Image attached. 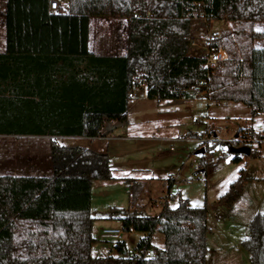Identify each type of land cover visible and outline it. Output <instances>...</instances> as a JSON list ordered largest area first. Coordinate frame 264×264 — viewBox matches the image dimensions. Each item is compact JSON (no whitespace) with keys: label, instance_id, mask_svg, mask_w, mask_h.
I'll list each match as a JSON object with an SVG mask.
<instances>
[{"label":"trees","instance_id":"trees-1","mask_svg":"<svg viewBox=\"0 0 264 264\" xmlns=\"http://www.w3.org/2000/svg\"><path fill=\"white\" fill-rule=\"evenodd\" d=\"M5 16L8 50L0 62L8 67L0 69V79H28L29 72L21 66L28 53L62 62L63 69L44 73L48 85L42 91L9 86L18 112L14 118L0 119V133L49 137L52 174H0V264H206L207 202L194 207L180 197L172 207L166 197L157 216L141 215L136 207L140 182L132 186V206L115 210L124 227L133 226L144 235L136 252L131 254L123 241L116 242V255L93 256L97 239L92 187L95 181L114 179L112 164L108 153L62 146L55 138L100 137L105 120H127L129 93L143 85L146 96L159 102L203 93L217 104L244 103L253 117L262 114L264 47L254 42L264 40V30L256 29L264 23V0H67L66 7L54 13L50 0H8ZM94 16L128 19L126 55L97 56L89 51ZM195 18L235 25L216 42L229 55L215 73L205 67L206 54L190 53L196 42ZM31 95L38 100L30 117L23 116ZM248 131L255 139V132ZM256 139L261 140L260 135ZM254 154L251 149L250 156ZM234 160L240 161V156ZM200 163L198 172H206L207 161ZM250 179L242 169L218 203L232 207ZM156 232L164 235V248L152 243ZM241 247L251 264H264V213L254 215Z\"/></svg>","mask_w":264,"mask_h":264},{"label":"rangeland","instance_id":"rangeland-1","mask_svg":"<svg viewBox=\"0 0 264 264\" xmlns=\"http://www.w3.org/2000/svg\"><path fill=\"white\" fill-rule=\"evenodd\" d=\"M58 1L67 5V0ZM228 28L218 21L207 24L195 18L192 31L197 42L196 54H206L211 32L217 31L221 37L230 31L224 30ZM260 29H264V24ZM261 45L264 46V40L256 42L257 47ZM231 47L238 52L237 43ZM135 92L136 97L129 103L127 120L109 119L103 125L105 138L94 141L87 137L55 138L62 146L108 153L112 164L114 179L95 181L92 187L93 233L97 239L92 255L117 254L116 241L103 239L101 232L105 227L119 226L116 217L120 213L115 210H127L132 206V186L140 182L143 185L138 207L141 215L157 216L166 197L172 207L178 205L180 197L189 199L194 207H202L207 202L210 233L206 264H251L241 241L247 236L254 215L264 213V125L261 124L264 112L253 117L244 103L218 105L205 95L188 106L176 100L150 99L141 87ZM157 124L158 129L152 131ZM248 129H252L256 137L260 135L261 140L255 137L243 141ZM207 146L210 147L208 153ZM230 146H248L256 155H238L240 161H236L237 155L229 152ZM201 148L205 153L197 154ZM202 159L208 163L206 172H198ZM242 169L249 172L251 179L240 200L232 207L219 204L218 199L228 191ZM0 174L51 175L50 138L0 137ZM142 237L141 233L124 236L131 254L136 252ZM152 243L164 248V235L156 232L152 235Z\"/></svg>","mask_w":264,"mask_h":264},{"label":"crops","instance_id":"crops-1","mask_svg":"<svg viewBox=\"0 0 264 264\" xmlns=\"http://www.w3.org/2000/svg\"><path fill=\"white\" fill-rule=\"evenodd\" d=\"M7 3L8 0H0V55L7 53L8 50V42H7V26H6V10H7ZM60 6L66 7L65 5L60 2ZM51 9V8H50ZM51 12H58L56 10H52ZM195 20V19H194ZM193 20V21H194ZM221 24H224L225 27H229L228 29L224 30H231L234 28V24L227 20L218 21ZM212 23V22H211ZM264 23H259L256 25V29H260ZM90 33H89V51L97 56H117V55H126L127 53V38H128V19L122 17H105V16H94L90 18ZM193 39L195 40V36L193 35ZM256 42L254 45L256 46ZM257 47V46H256ZM260 47V46H259ZM261 47H264L261 45ZM196 45H192L190 47V53L194 54ZM226 50V49H225ZM227 52V51H226ZM27 54V53H25ZM228 55V52H227ZM2 67L0 69L7 68V63L0 62ZM14 63V62H13ZM21 66L24 70L28 73V79H26L23 83L17 81V83H10L11 81L0 79V119L4 118H14L17 116V110L13 107V101L10 100L12 97L10 88L16 87L20 88V90L36 92L42 91V88H45L48 85V80H45L44 73L48 72L49 69L58 68L63 69L62 62L59 64L50 63L46 60V58L42 55H34L33 53H28L27 56H24L23 61L21 62ZM14 65V64H13ZM18 67V66H17ZM144 89V93L146 96V87L145 85L141 86ZM137 91V90H136ZM205 95L203 93L198 94L195 98L191 99H178L176 102H183L184 104L190 106L191 102L195 101V99ZM206 96V95H205ZM147 97V96H146ZM207 97V96H206ZM27 106L24 107V114L23 116L28 113L30 117V113H32L33 105L36 100H38L37 96H29L27 97ZM31 98V99H30ZM10 101H9V100ZM131 100V99H130ZM157 100V99H155ZM158 101V100H157ZM166 101H173V100H166ZM183 105V104H181ZM220 105V104H218ZM129 110V109H128ZM34 116V115H31ZM109 119L105 120L104 126ZM264 125V123H261ZM158 125H155L152 128L158 129ZM103 126V127H104ZM102 135L97 138H89L90 141H94L96 139L105 138L106 136L103 134V130H101ZM215 133V132H214ZM11 136H21V135H14L11 132H3L0 133V137L9 138ZM22 136H31V135H22ZM214 136H217L215 133ZM92 149V148H91ZM95 150V149H93ZM172 181L169 182L168 191H169V198H171V186ZM94 185V184H93ZM141 195V193H140ZM140 195L137 197L136 206L137 208L140 207L139 199ZM168 199V197H167ZM165 199L162 200V202ZM240 200V199H239ZM169 201V200H168ZM161 202V203H162ZM237 203V202H236Z\"/></svg>","mask_w":264,"mask_h":264},{"label":"built area","instance_id":"built-area-1","mask_svg":"<svg viewBox=\"0 0 264 264\" xmlns=\"http://www.w3.org/2000/svg\"><path fill=\"white\" fill-rule=\"evenodd\" d=\"M50 8L52 10L60 11V2L58 0H50ZM220 34L217 31H213L208 35V43L206 45V63L205 67L209 73H215L221 63L228 57L227 52L224 47L217 46L216 42L219 39ZM193 45H196V42H193ZM201 85H204L201 82ZM136 97V92L132 91L129 93V99H134ZM200 120V119H199ZM252 132L248 131L246 138L244 136L243 141H250V135ZM200 179L201 176H198ZM119 226L115 227H105L102 229L101 237L106 240H114L116 242H123L124 236L129 234L138 233L133 226L126 228L124 227L121 220H117ZM152 255L151 251L146 252V256L150 257Z\"/></svg>","mask_w":264,"mask_h":264},{"label":"water","instance_id":"water-1","mask_svg":"<svg viewBox=\"0 0 264 264\" xmlns=\"http://www.w3.org/2000/svg\"><path fill=\"white\" fill-rule=\"evenodd\" d=\"M238 137H239V132L236 134V138ZM229 152L233 155L249 156L251 154V148L248 146H240V147L230 146ZM203 153H205V150L203 148L197 151V154H203Z\"/></svg>","mask_w":264,"mask_h":264}]
</instances>
